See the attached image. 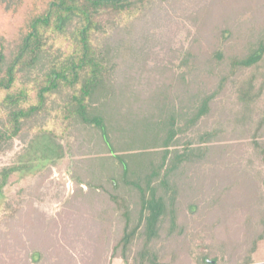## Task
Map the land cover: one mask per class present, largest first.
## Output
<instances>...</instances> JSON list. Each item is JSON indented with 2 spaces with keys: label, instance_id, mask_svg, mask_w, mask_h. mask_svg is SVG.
Masks as SVG:
<instances>
[{
  "label": "trees",
  "instance_id": "trees-1",
  "mask_svg": "<svg viewBox=\"0 0 264 264\" xmlns=\"http://www.w3.org/2000/svg\"><path fill=\"white\" fill-rule=\"evenodd\" d=\"M199 1L0 0V149L33 134V142L44 140L41 159L48 165L64 157L60 141L85 143L90 157L78 162L81 170L72 178L95 202L87 201L90 211L83 222L88 226L81 227L80 217L65 234H73L71 243L85 247L91 257L107 252L112 240V257L126 264H176L195 248L214 253L213 245L203 243L220 228L231 234L228 224L239 210L252 220L239 230L251 233L255 221L259 227L246 238L249 249L242 251V242L228 238L220 252L211 259L202 254L198 264H254L251 258L264 239V195L240 164L218 171L224 176L218 188L213 177L218 172H212L218 169L216 155L231 147L206 144L219 140L221 130L202 134L198 143L187 136L210 117L211 103L228 81L242 101L250 98L249 87L236 82L238 73L264 56V29L244 42L248 28L227 22L216 28L219 12H225V3L234 10V3L257 20L263 10L260 0H209L203 6ZM174 6L181 17L192 16L195 48L205 36L213 49L207 56L213 66L203 80L193 79L197 58L191 50L180 63L186 71L177 77L167 64L151 67L145 53L149 39L134 29L136 21L160 20ZM235 37L239 40L230 43ZM263 125L264 116L253 136L262 137ZM255 145L264 158V143ZM28 171L27 166L3 170L0 192L11 175L24 177ZM203 194L216 195L208 213L199 212ZM90 225L99 229L92 234ZM13 234L0 232V264L9 263L12 250L20 247L19 240L9 241ZM31 238L40 245L37 234ZM25 253L40 264L47 259L42 251ZM55 254L59 262L51 264H65L68 257L76 264L67 247H57Z\"/></svg>",
  "mask_w": 264,
  "mask_h": 264
},
{
  "label": "rangeland",
  "instance_id": "rangeland-1",
  "mask_svg": "<svg viewBox=\"0 0 264 264\" xmlns=\"http://www.w3.org/2000/svg\"><path fill=\"white\" fill-rule=\"evenodd\" d=\"M183 1L186 2L187 0ZM208 2L209 0L199 1L202 6ZM258 4H260V8L263 11L257 15L258 18L256 20L252 11L244 10V12H239L234 3L232 5L234 10H232L231 4L225 3V12H219L217 16L216 28L219 22L222 27V23L227 22L230 26L237 29L243 28L245 30L248 28V31H243L246 32L244 35L245 39H241L247 42L250 36H256L258 32L264 29V0H260ZM179 10L180 8L178 7L176 10L175 6L174 9H168L171 12L168 15L171 21L166 20L167 15L162 16L160 20L154 18V20L151 19V22L146 21L140 25L136 21L134 29L138 34L144 33L146 40L149 39L145 53L149 61L148 64L151 67L152 65L153 67H161V65L167 64L168 67H174L173 73L177 77L186 71V68L180 66V63L184 54L191 50L193 53L195 52V57L197 58L195 59L197 67L194 69L196 72H193V79L198 77L203 80L206 74L208 75V70L213 66L212 64L209 65L207 61V56L212 54L213 49L210 50L205 36L200 38V43L195 48L193 39L197 31L192 16L186 13L185 16L181 17L182 12ZM172 15L175 17L174 19L171 17ZM249 22L251 26H249ZM212 28L214 29V27ZM231 40L230 43L235 44V40L238 41L239 39L235 37ZM126 53L128 54L129 52L124 49L122 54L125 56ZM238 76L239 78L236 82H238L239 87H249L250 98L247 101L244 100L245 102L242 101L235 83L232 80L228 81L224 89L220 90V93L211 103L212 111L210 117L201 120L187 137L194 139L198 143L197 140L202 134L211 133L216 129L221 130L222 133L220 135L222 137L220 136L219 140H214L212 144L206 145L221 149L226 146L231 148L222 155L217 153L218 159L215 160V165H217L218 169L212 172H222L226 167L230 169L240 164L242 171L245 170L248 174L250 173L251 179L257 182V186L260 188L259 193L264 195V158L261 157L255 145L256 141L264 143V134L262 137L253 136L260 119L264 116V56L252 68L239 72ZM212 83L214 86L215 81H212ZM213 89L215 88L213 87ZM213 89L211 91H214ZM262 132L264 133V129ZM26 136L24 139H15L0 149V177L2 171L10 167L27 166L30 168V172L25 173L24 177L19 173L11 175L0 192V232L13 234L14 230H16L15 234L21 237L16 239L15 234H13L14 236L9 238L10 242L16 243L19 240L21 244L19 248L12 250L11 254L13 257H10L11 260L7 264L15 261L17 262L16 264H40L37 261L38 259H36L37 257L35 262L25 253L26 251L32 253L34 250L42 251L47 257L45 262L41 264L59 262L55 254L57 247L69 248L70 256L76 259V264H126L122 259L112 257L113 240L108 251L103 253V255L100 254L102 255L100 259L99 254H94L97 256L96 258L94 256L91 257L85 247L71 243L73 240L70 239H74L72 237L73 234H71V238L65 234L66 229L71 228V226L73 228L77 225V220L82 218L80 223L84 224L81 227H84V225L88 226L89 222L86 224L85 221L83 222L87 215L86 213L90 211L87 201L90 199L91 202H95V198H91L92 195L87 190V187L82 186L83 190L81 192V189L79 190L72 178L75 172L81 170L76 167L78 162L81 159L90 157L85 143L77 144L78 142L74 138L69 141H60V146L64 147V157L53 164L47 165V161L44 162L41 159L42 151H40V148L42 147V142H44L43 138H38L33 142L35 135ZM69 145L72 152L69 150ZM221 172L213 174L214 179L218 182L219 189L221 187L220 179H224ZM233 194L237 196L235 192ZM205 195H202V203L204 205H202L200 213L205 211L208 213L209 206L211 207V198L216 196L215 194L211 196L207 194L204 197ZM237 213L228 224L229 230L233 229L231 234H227L226 230L220 228V230L214 232L212 239L205 240V243H203L207 246L213 245L215 248L211 250L214 253H210L208 248L200 250L195 248L194 254L181 255L176 264H198L202 254L207 253L211 256V259L213 254L215 255L217 251L220 252L219 245L221 242L226 241L228 238L232 242L239 241L234 243L242 242L239 247L242 251L248 250L250 243L246 238L254 234L259 227L255 224L257 221H255L252 222V229L254 230L251 233L239 230V226L245 225L251 217L249 218V214L243 215L244 213L239 210ZM83 215L84 217H82ZM213 220L214 217H211L208 222L211 223ZM30 229H32L31 232ZM98 229L99 225L98 228L94 225L89 226L90 232L93 231L95 233ZM32 233L37 234L38 238L43 236L39 239L40 245L39 241L35 244V239L31 238ZM199 243L196 241V245H199ZM22 245L24 248L21 247ZM251 259L254 264H264V239L258 244ZM64 262L65 264H71L73 261L68 257L66 260L64 259ZM242 263V261H239L232 264ZM225 264L229 263L226 262Z\"/></svg>",
  "mask_w": 264,
  "mask_h": 264
}]
</instances>
